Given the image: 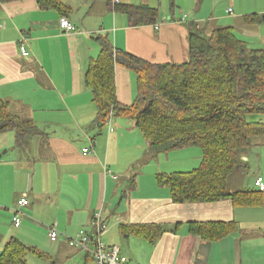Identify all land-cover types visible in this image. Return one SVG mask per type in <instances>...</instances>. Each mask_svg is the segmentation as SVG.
Wrapping results in <instances>:
<instances>
[{
  "label": "crops",
  "instance_id": "crops-1",
  "mask_svg": "<svg viewBox=\"0 0 264 264\" xmlns=\"http://www.w3.org/2000/svg\"><path fill=\"white\" fill-rule=\"evenodd\" d=\"M170 1L120 0L158 9V27L130 26L126 15L114 11V0H63L72 10L68 17L40 9L36 0L0 3V97L13 115L32 121L38 130L21 146L14 132L0 134V151H14L0 158V253L18 239L48 256L40 259L49 264H77L88 253L70 247L67 237L82 230L93 235L92 221L101 211L109 227L103 241L118 246L134 264H264V193L255 187L256 178H264V155L252 180L229 182L231 193L256 192L253 205L230 199L177 204L157 177L194 171L202 151L185 148L151 158L149 143L133 120L96 123L98 108L86 74L101 53L99 36L151 63L182 64L189 58L191 24L211 33L228 20L227 27L249 49L264 51V21L245 22L254 14L264 18V9L256 8L262 0H225L223 12L212 4L208 15H203V0H173L172 7ZM62 18L76 27L75 33H65ZM23 38L28 58L20 53ZM115 80L119 103L131 106L137 75L117 66ZM261 147L264 152V138L243 155L245 170ZM87 148L90 154L84 153ZM23 197L29 205L21 208L22 224L16 227L14 208ZM193 223H232L235 230L209 241L192 232ZM54 225L60 236L51 241ZM138 227L146 229L139 233Z\"/></svg>",
  "mask_w": 264,
  "mask_h": 264
},
{
  "label": "trees",
  "instance_id": "trees-1",
  "mask_svg": "<svg viewBox=\"0 0 264 264\" xmlns=\"http://www.w3.org/2000/svg\"><path fill=\"white\" fill-rule=\"evenodd\" d=\"M36 1L40 9L54 10L62 17L72 12L63 0ZM114 9L126 15L132 27L156 25L160 18L159 10L149 6L118 4ZM263 21L256 14L245 17L251 25ZM97 40L101 53L92 59L86 74L98 108L96 123L104 126L110 117L132 119L149 143L151 158L185 148L202 151V163L194 171L158 175L159 185L170 188L175 203L230 199L237 205H253L256 192L231 193L229 182L234 173L245 169L243 155L264 138V51L249 49L231 27L208 33L197 24L189 26V59L182 64H154L116 49L106 36ZM117 66L137 75V96L131 106L118 101ZM9 108L0 97V134L14 132L21 146L38 133L37 126L19 119ZM234 228L232 223L191 224L194 234L209 241L226 237ZM144 229L136 228L139 233ZM29 254L48 259L12 239L0 253V264H29ZM83 264L95 260L88 254Z\"/></svg>",
  "mask_w": 264,
  "mask_h": 264
},
{
  "label": "built area",
  "instance_id": "built-area-1",
  "mask_svg": "<svg viewBox=\"0 0 264 264\" xmlns=\"http://www.w3.org/2000/svg\"><path fill=\"white\" fill-rule=\"evenodd\" d=\"M114 3L118 5L120 4V0H114ZM231 12L232 10H229V13ZM60 25L67 34L75 33L77 30L67 18H62ZM158 26L159 23L155 25V27ZM20 53L25 58L30 57V52L27 47V38H23L21 40ZM112 120L113 117H110L106 124L110 126ZM91 152V149H84L85 154H90ZM255 187L259 192L264 193V178L262 176H258L256 178ZM28 205V198L23 197L19 200L16 207L14 208V225L16 227H20L22 224L21 208L27 207ZM92 227L94 230L93 235L82 230L75 236L67 237L70 247L90 254L94 258L95 264H134L127 257L121 254V250L118 246H108L103 241V237L107 234L109 227L104 222L101 211L94 215ZM59 236L60 232L55 225L49 228V237L51 241H56Z\"/></svg>",
  "mask_w": 264,
  "mask_h": 264
},
{
  "label": "rangeland",
  "instance_id": "rangeland-1",
  "mask_svg": "<svg viewBox=\"0 0 264 264\" xmlns=\"http://www.w3.org/2000/svg\"><path fill=\"white\" fill-rule=\"evenodd\" d=\"M180 1L185 2L186 0H180ZM173 2H174L173 0L170 1L169 6L172 7ZM203 3L205 5V7L203 9L204 10V12H203L204 14L203 15H208V11L211 10V5L212 4H214V5L217 4V8L220 11H222V12L224 11L223 7H224L225 0H213V1H211V0H203ZM180 8H183V7H180ZM256 8H257L258 11L260 9H264V0H262V5H258ZM183 13H184L183 15H187L188 17L190 16V14H187L186 12H183ZM260 17H263V14H261ZM188 21H193V19L192 18H188ZM221 23H222L221 25H224L225 27H227L228 26L227 24L229 23V21L225 20V21H223ZM255 43H257V42H255ZM252 45L257 46L255 44H252ZM118 120H122L124 122H128L130 120L132 122V119H127V118H122V117L121 118H115V121H118ZM263 123H264V118H263ZM138 134H141V133L138 132ZM140 136H142V135H140ZM195 148H197V147H195ZM262 148L263 147L253 151L254 154H253V156H251V159H250V161L248 163L249 164V169L245 170L246 169L245 168L243 170H240L238 173H234L232 175L231 184H232V180H233V182H235L236 178H239V177H241V179L243 178L244 180L250 181V180L253 179L255 174H257L259 171H261L262 155H264V152L260 151V150H262ZM195 150H199V148L195 149ZM5 151H7V150H1L0 151V155H2L3 152H5ZM13 152H14L13 150H10L9 154H6L5 156H3V159L4 160L8 159V157L11 156L13 154ZM242 162L244 163V162H247V161H243L242 160ZM238 180L239 179H237V181ZM121 237H122L124 243H127L126 242L127 240L125 239L126 235L125 236L121 235ZM28 256H29V264H49L47 261L41 260L40 258L38 259V257H34L33 255H28ZM84 261H85V257L82 256V257H79L77 262H74V263L83 264Z\"/></svg>",
  "mask_w": 264,
  "mask_h": 264
},
{
  "label": "water",
  "instance_id": "water-1",
  "mask_svg": "<svg viewBox=\"0 0 264 264\" xmlns=\"http://www.w3.org/2000/svg\"><path fill=\"white\" fill-rule=\"evenodd\" d=\"M6 153H7V151H5V152L0 156V158H2V156L5 155Z\"/></svg>",
  "mask_w": 264,
  "mask_h": 264
}]
</instances>
